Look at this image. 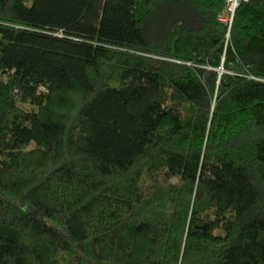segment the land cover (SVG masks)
<instances>
[{
    "label": "trees",
    "instance_id": "16d2710c",
    "mask_svg": "<svg viewBox=\"0 0 264 264\" xmlns=\"http://www.w3.org/2000/svg\"><path fill=\"white\" fill-rule=\"evenodd\" d=\"M224 7L0 0V264H264V0Z\"/></svg>",
    "mask_w": 264,
    "mask_h": 264
},
{
    "label": "built area",
    "instance_id": "2783aa9c",
    "mask_svg": "<svg viewBox=\"0 0 264 264\" xmlns=\"http://www.w3.org/2000/svg\"><path fill=\"white\" fill-rule=\"evenodd\" d=\"M241 1L243 0H225V7L218 15V19L223 22L228 29L231 26L234 12Z\"/></svg>",
    "mask_w": 264,
    "mask_h": 264
},
{
    "label": "rangeland",
    "instance_id": "374dc122",
    "mask_svg": "<svg viewBox=\"0 0 264 264\" xmlns=\"http://www.w3.org/2000/svg\"><path fill=\"white\" fill-rule=\"evenodd\" d=\"M220 70H221V68H220Z\"/></svg>",
    "mask_w": 264,
    "mask_h": 264
}]
</instances>
